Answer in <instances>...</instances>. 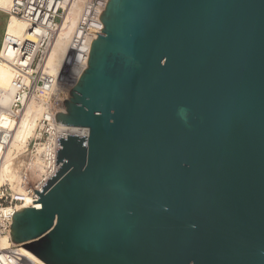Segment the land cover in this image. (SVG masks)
I'll return each mask as SVG.
<instances>
[{
	"label": "water",
	"instance_id": "water-1",
	"mask_svg": "<svg viewBox=\"0 0 264 264\" xmlns=\"http://www.w3.org/2000/svg\"><path fill=\"white\" fill-rule=\"evenodd\" d=\"M97 22L55 114L89 135L58 134L13 246L45 264H264V0H107Z\"/></svg>",
	"mask_w": 264,
	"mask_h": 264
},
{
	"label": "built area",
	"instance_id": "built-area-1",
	"mask_svg": "<svg viewBox=\"0 0 264 264\" xmlns=\"http://www.w3.org/2000/svg\"><path fill=\"white\" fill-rule=\"evenodd\" d=\"M72 2L73 0H12L7 11L0 8V13L6 12L9 17L16 15L24 21L28 32L26 37L17 38L4 31L1 42L0 62L9 63L13 71V95L8 104L2 103L3 90L0 88L1 146H10L14 129L30 103L36 102L45 108V114L38 120L36 133L30 137L23 153L18 155L24 160L18 171V181L2 175L3 159L0 158V235L10 237L9 225L13 213L24 207L28 199L38 200V197L33 198L34 189L39 190L61 167L56 164L58 134L89 135L87 127L57 124L55 114L66 111L61 103L68 98L69 90L88 66L92 39L97 38L103 29V25L97 22L88 30V24L94 18L97 20L101 10L105 9L107 0H88L83 21L69 46L68 58L62 61L57 72H53L48 60L62 31L63 20L68 13L67 6ZM75 59H79L80 67L77 72L72 70ZM72 128L76 131H71ZM9 170L13 171L12 164ZM0 264L45 263L26 254L21 246L14 247L11 244L6 249H0Z\"/></svg>",
	"mask_w": 264,
	"mask_h": 264
},
{
	"label": "bare ground",
	"instance_id": "bare-ground-1",
	"mask_svg": "<svg viewBox=\"0 0 264 264\" xmlns=\"http://www.w3.org/2000/svg\"><path fill=\"white\" fill-rule=\"evenodd\" d=\"M11 2L12 0H0V8L7 11L11 6ZM88 5V0H73V2L67 6L68 13L63 20L62 31L55 42L48 60V65L51 71L57 72L62 64V61L67 60L69 46L75 33L78 31L79 24L83 21V15L88 8ZM91 22L92 23L88 24L89 29H91L90 27L96 25L97 20L94 18ZM4 31L6 34L17 38L26 37L28 34L27 24L16 15H12L8 18ZM73 64L72 70L77 72L80 67L79 59H75ZM12 77L13 71L10 64L5 61L0 62V88L3 90V104H8L12 98ZM44 114L45 108L41 104L36 102L30 103L25 109L21 120L17 123V126L14 129L10 146L8 148H3L0 144V158L3 159L2 175H7L13 181L19 180L18 171L21 169L24 162L18 155L23 153L30 137L36 133V129L39 125L38 120ZM72 130L73 132L76 131L75 128H72L71 131ZM11 164L13 171L9 170ZM33 201L34 199H28L24 204V207H41L40 202L33 204ZM11 244L12 241L8 235H0V249H6ZM23 251L32 257L38 258L24 248Z\"/></svg>",
	"mask_w": 264,
	"mask_h": 264
},
{
	"label": "rangeland",
	"instance_id": "rangeland-1",
	"mask_svg": "<svg viewBox=\"0 0 264 264\" xmlns=\"http://www.w3.org/2000/svg\"><path fill=\"white\" fill-rule=\"evenodd\" d=\"M8 18H9V14H7L6 12L0 13V47ZM20 159H22V161L24 162L23 157H21Z\"/></svg>",
	"mask_w": 264,
	"mask_h": 264
}]
</instances>
